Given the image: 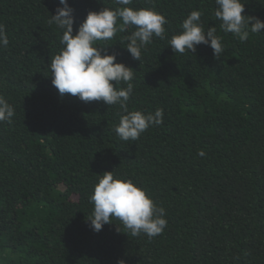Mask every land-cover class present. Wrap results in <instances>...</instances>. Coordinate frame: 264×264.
<instances>
[{
  "label": "trees",
  "instance_id": "1",
  "mask_svg": "<svg viewBox=\"0 0 264 264\" xmlns=\"http://www.w3.org/2000/svg\"><path fill=\"white\" fill-rule=\"evenodd\" d=\"M242 2V15L264 21V0ZM68 3L73 34L104 7L165 16V38L153 36L140 61L126 49L135 26L97 42L133 69L129 111L163 109V122L122 141L119 104L61 96L50 65L63 33L48 21L63 5L0 0L9 41L0 45V96L15 113L0 122V264H264V29L244 42L225 33L215 0ZM194 10L222 37L221 57L204 44L183 54L169 46ZM107 171L166 210L161 234L132 236L115 218L92 231L90 197Z\"/></svg>",
  "mask_w": 264,
  "mask_h": 264
},
{
  "label": "clouds",
  "instance_id": "2",
  "mask_svg": "<svg viewBox=\"0 0 264 264\" xmlns=\"http://www.w3.org/2000/svg\"><path fill=\"white\" fill-rule=\"evenodd\" d=\"M116 4L126 6L132 0H115ZM218 6L215 17L222 21L221 28L225 33H232L241 42L247 41L250 33H261L264 21L242 15L245 4L242 0H215ZM63 7H57L56 14L51 15L49 24H55L61 31L60 40L63 45L59 54L51 60V83L61 96L71 94L81 101H103L106 105L119 104L123 114L115 131L122 141L139 139L140 135L151 126L163 122V109L144 113L141 110L129 111L127 102L133 93V69L122 62H117V54H108L106 47L98 41H110L118 30L127 26H135L127 40V51L131 57L141 60L142 48L152 42L153 36L165 38L167 20L154 8L133 9L104 7L99 11H89L85 20L73 34V9L68 0H59ZM202 13L192 11L182 22V31L173 35L168 41L175 53L185 51L195 53L197 46H210L216 58L224 52L222 37L216 35V28L204 30L200 22ZM122 19L120 29L116 27L117 19ZM9 41L5 34V26L0 24V45L6 47ZM115 82V83H112ZM120 82L127 86L117 88ZM13 107L0 96V122H12ZM203 157L205 152L200 150ZM98 176L90 202L94 205L92 216L88 218L94 232H100L112 219L119 220L130 231L132 236L141 233L148 238L161 234L167 226L166 210L157 205L146 194V190L137 186L133 180L118 176L114 171L104 172ZM118 264H124L119 261Z\"/></svg>",
  "mask_w": 264,
  "mask_h": 264
}]
</instances>
